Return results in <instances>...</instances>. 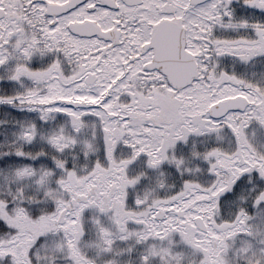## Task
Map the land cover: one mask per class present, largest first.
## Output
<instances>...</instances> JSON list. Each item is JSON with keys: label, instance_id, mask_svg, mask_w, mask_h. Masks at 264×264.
<instances>
[{"label": "snow or ice", "instance_id": "6c2138e0", "mask_svg": "<svg viewBox=\"0 0 264 264\" xmlns=\"http://www.w3.org/2000/svg\"><path fill=\"white\" fill-rule=\"evenodd\" d=\"M0 264H264V0H0Z\"/></svg>", "mask_w": 264, "mask_h": 264}]
</instances>
